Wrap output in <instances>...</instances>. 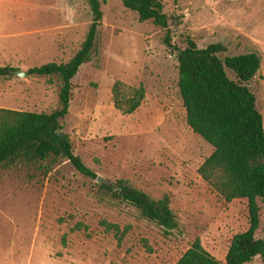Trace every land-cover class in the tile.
Returning <instances> with one entry per match:
<instances>
[{
	"label": "rangeland",
	"instance_id": "rangeland-1",
	"mask_svg": "<svg viewBox=\"0 0 264 264\" xmlns=\"http://www.w3.org/2000/svg\"><path fill=\"white\" fill-rule=\"evenodd\" d=\"M159 1L176 49L185 48L186 35L199 49L220 43L225 56H260L248 87L264 125V0ZM101 11L97 50L72 81L61 133L96 177L126 180L154 199L168 197L179 229L165 236L134 208L101 200L96 182L64 159L17 161L0 167V264H176L196 240L224 262L232 238L249 228L248 203H226L198 175L213 149L186 124L166 31L139 22L122 0H104ZM91 22L85 0H0V67L28 71L67 63ZM117 81L145 89L131 115L113 106ZM58 104L56 79L0 80V109L51 113ZM259 204L257 237L264 238ZM248 264L263 263L256 257Z\"/></svg>",
	"mask_w": 264,
	"mask_h": 264
},
{
	"label": "trees",
	"instance_id": "trees-1",
	"mask_svg": "<svg viewBox=\"0 0 264 264\" xmlns=\"http://www.w3.org/2000/svg\"><path fill=\"white\" fill-rule=\"evenodd\" d=\"M92 22L80 49L64 64L49 63L29 69L28 76L56 79L59 87L58 108L51 113H35L0 109V167L43 162L50 158L68 161L74 170L96 182V175L77 157L61 121L67 116L72 99V81L80 68L90 62L97 50L104 0H85ZM125 9L134 12L141 23L152 22L164 29V45L176 52L178 89L186 113L187 126L213 152L198 169L200 178L226 203L246 200L249 228L235 235L224 262L210 255L196 240L176 264H248L259 257L264 264V238H258L260 204L264 203V125L256 109V98L248 84L260 70L261 58L250 52L225 56L227 48L211 44L199 49L184 35L185 48L176 49L171 42L170 21L159 0H122ZM15 69L0 67V80L15 77ZM227 71L234 77L230 79ZM145 99L142 85L128 87L117 81L112 87L115 110L131 115ZM101 200H109L134 208L143 221L163 230L165 236L179 229L170 209L168 197L154 199L134 188L126 180L111 185L95 183ZM107 231L118 232L116 225L103 223Z\"/></svg>",
	"mask_w": 264,
	"mask_h": 264
},
{
	"label": "water",
	"instance_id": "water-1",
	"mask_svg": "<svg viewBox=\"0 0 264 264\" xmlns=\"http://www.w3.org/2000/svg\"><path fill=\"white\" fill-rule=\"evenodd\" d=\"M12 73H13L16 77H18V78H20V79H27V78H28V73H27V71H14V72H12ZM57 134H58V135H61V131L58 130V131H57ZM96 182H97V183H101V184H105V185H111L110 182H108V181L102 179L101 177H97Z\"/></svg>",
	"mask_w": 264,
	"mask_h": 264
}]
</instances>
